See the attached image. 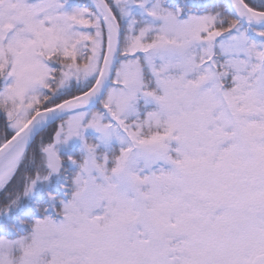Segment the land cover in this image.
Listing matches in <instances>:
<instances>
[{
    "label": "snow or ice",
    "instance_id": "snow-or-ice-1",
    "mask_svg": "<svg viewBox=\"0 0 264 264\" xmlns=\"http://www.w3.org/2000/svg\"><path fill=\"white\" fill-rule=\"evenodd\" d=\"M0 264H264V0H0Z\"/></svg>",
    "mask_w": 264,
    "mask_h": 264
}]
</instances>
